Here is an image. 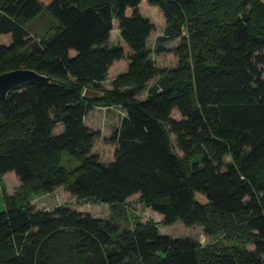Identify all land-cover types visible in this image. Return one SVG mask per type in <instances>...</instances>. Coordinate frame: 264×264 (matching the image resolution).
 <instances>
[{
	"label": "trees",
	"instance_id": "16d2710c",
	"mask_svg": "<svg viewBox=\"0 0 264 264\" xmlns=\"http://www.w3.org/2000/svg\"><path fill=\"white\" fill-rule=\"evenodd\" d=\"M144 1L166 19L155 48ZM237 1L229 30L219 32V18L232 11L218 12L233 0H213L211 17L206 0H0V37L11 35L9 44L0 42V73L29 67L52 78L0 98V176L14 172L23 187L34 184V194L63 187L78 200L114 207L139 194L165 223L207 231L212 213L243 214L251 246L236 256L225 251L219 264H264V0ZM44 8L60 28L39 40L21 20ZM14 49L5 68L2 59ZM154 50L174 52L178 64L160 69ZM118 61L126 70L107 88L102 82ZM86 87L105 94L87 98ZM96 104L126 109L109 137L115 147L109 162L93 150L101 132L85 121ZM65 151L80 163L63 165ZM7 199L0 263L202 264L199 241L162 233L154 221L121 229L70 205L39 207L23 190Z\"/></svg>",
	"mask_w": 264,
	"mask_h": 264
},
{
	"label": "rangeland",
	"instance_id": "374dc122",
	"mask_svg": "<svg viewBox=\"0 0 264 264\" xmlns=\"http://www.w3.org/2000/svg\"><path fill=\"white\" fill-rule=\"evenodd\" d=\"M85 1L89 2L91 0ZM212 5L213 0H206L204 11L209 17L214 13ZM229 6L232 11L231 17L226 20L219 18L216 23L219 32H222L226 28L229 30L233 18L236 15L235 13L240 10L238 1L235 3V0H233L231 4L226 2V9L223 8L218 12L220 17L227 14ZM140 8L142 13L148 16L155 24V29L148 39L149 46L155 48L157 36L165 31L166 19L158 6L151 5L147 1L142 2ZM21 22L29 27L39 40L48 39L60 28L59 22L47 8H44L36 17L22 19ZM112 32L111 35L114 41L117 39L118 35L119 40L121 39L120 30L117 26ZM213 38L214 37L210 35L208 39L209 42H211ZM0 42L9 44L11 42V35H1ZM179 42L180 39L176 38L170 41L168 46H176ZM13 54H16V49L12 51V54L2 59L5 68H10L11 63L8 62ZM152 56L160 69H169L178 64V56L172 51L158 53L154 50ZM123 70H126L125 61L114 63L108 77L103 80L102 84L107 88L112 87L117 75ZM147 93L148 91L144 90L140 92L139 96L146 97ZM125 114L126 109L121 104L109 106L96 104L86 116V124L101 132V136L96 140L93 150L99 153L101 159L105 162H109L114 156L115 147L109 141V137L114 129L120 125L121 119ZM173 114L175 117L180 118V113L177 109L173 111ZM60 128L61 126L57 131L60 130ZM172 139L175 151L182 155V151L178 148L174 135H172ZM193 158L200 160L202 155H194ZM61 160L62 164L69 168H73L80 163V160L69 154L68 151L63 152ZM22 185V182L14 172H7L0 176V211L5 210L7 207L8 194L12 195L16 191L23 190V192L28 193L32 202L39 207L52 209L57 205H70L82 212H89L96 217L117 221L121 229L134 227L137 221H154L159 224L162 233L172 236H190L199 241L201 244L200 254L202 264H219L221 255L225 251L236 256L241 249L251 246V235L246 227V217L243 214L227 216L212 213L210 217V230L207 231L204 226H187L180 221L173 224L165 223L163 216L148 206L147 203L140 198L139 194L131 195L125 201L118 204L117 207H114L108 202L78 200L63 187L53 192L39 195L33 192L34 184H24L26 185L25 187Z\"/></svg>",
	"mask_w": 264,
	"mask_h": 264
},
{
	"label": "water",
	"instance_id": "95a60500",
	"mask_svg": "<svg viewBox=\"0 0 264 264\" xmlns=\"http://www.w3.org/2000/svg\"><path fill=\"white\" fill-rule=\"evenodd\" d=\"M51 77L29 67H19L0 73V98L6 97L10 91L25 83L49 82ZM105 92L100 89L86 87L83 95L90 99H99Z\"/></svg>",
	"mask_w": 264,
	"mask_h": 264
},
{
	"label": "crops",
	"instance_id": "0c3cea01",
	"mask_svg": "<svg viewBox=\"0 0 264 264\" xmlns=\"http://www.w3.org/2000/svg\"><path fill=\"white\" fill-rule=\"evenodd\" d=\"M114 30H115V28H114ZM114 30H113V31H114ZM112 33H113V32H112ZM111 39H112L113 42L117 43V42L119 41V35L117 36V39H116L115 41L113 40L112 35H111ZM123 71H125V70H123ZM123 71H121V72H123ZM121 72H119V73H121Z\"/></svg>",
	"mask_w": 264,
	"mask_h": 264
}]
</instances>
